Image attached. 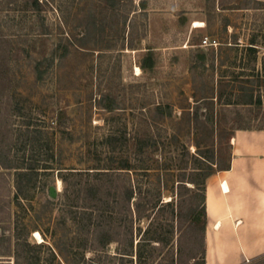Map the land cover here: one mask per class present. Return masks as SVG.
I'll list each match as a JSON object with an SVG mask.
<instances>
[{
  "label": "rangeland",
  "instance_id": "obj_1",
  "mask_svg": "<svg viewBox=\"0 0 264 264\" xmlns=\"http://www.w3.org/2000/svg\"><path fill=\"white\" fill-rule=\"evenodd\" d=\"M252 86L264 92V0H0V261L203 264L186 222L200 197L180 184L230 165L224 108ZM126 159L133 232L93 251L79 195L96 172L116 184ZM140 197L160 200L140 217ZM223 234L215 264H254Z\"/></svg>",
  "mask_w": 264,
  "mask_h": 264
},
{
  "label": "trees",
  "instance_id": "obj_2",
  "mask_svg": "<svg viewBox=\"0 0 264 264\" xmlns=\"http://www.w3.org/2000/svg\"><path fill=\"white\" fill-rule=\"evenodd\" d=\"M255 45V44H252ZM255 51L257 46L253 47ZM147 63H143L141 67L146 69L151 66V58L147 57ZM149 61V62H148ZM243 97H248L247 100H241ZM112 109V108H111ZM158 111L162 115H170L171 110L170 107H162L159 106ZM224 109L232 110L234 113L235 123L237 126L234 127V130H264V92L260 88H256L254 86L241 91L240 94L237 95L236 102H229L226 104ZM237 121V122H236ZM258 122L254 125L255 122ZM121 174H118V182L116 184L113 183L112 180L107 179L103 180L101 177L103 176V172H96L95 181L87 184L84 189L85 194L82 193L81 189L78 191L79 198L83 200L84 203V221H85V229L88 232V239L86 240L88 249L93 251L102 250L106 248L112 242H119L125 237H129L132 234V226L128 217L132 214V200L134 199V191L132 188H129L124 180L122 173H128L133 169L132 164H130L129 160H123L120 168ZM198 169V170H197ZM230 169V165L221 170ZM196 171H200V168H195L194 173H198ZM73 173V172H72ZM88 173V172H82ZM91 173V172H89ZM215 174L214 170H210V172L205 176V180H199L198 178H191L189 180H182L181 187V195H184L182 189H186L189 191H194L195 198L200 197V202H191V206H189L190 211L187 216V224L190 227L198 228L200 232H202L203 237L202 241L204 243V253H205V237L204 234L206 232V227L208 224V213H207V189H206V179ZM198 175V174H193ZM66 179V178H63ZM67 181V180H66ZM91 182V181H90ZM184 183H191L197 186L196 188H188ZM203 186L202 189L198 187ZM20 188V187H19ZM17 189V195L20 193V189ZM198 188V190H196ZM192 191V192H193ZM199 193H202L199 195ZM115 196L114 200H117L118 203L116 205L119 206L116 209L117 211H110L109 208L113 207L111 205V197ZM156 200H148L147 197H140L136 202V211L137 214L141 217L142 214L146 211H154L157 207V204H153L152 202L159 201ZM144 202L146 203L144 206ZM171 204V202H169ZM117 213V216H116ZM119 216V217H118ZM197 229V228H195ZM90 232V233H89ZM157 240L159 244L163 243L161 238L157 236L154 238ZM153 240V239H152ZM133 242V240H132ZM134 243V242H133ZM155 247H157L155 245ZM203 255V264H206V256ZM199 253L191 252L190 260L197 259ZM122 258H125L122 256ZM254 264H264V255L258 256L254 258ZM0 264H10L3 263L0 261Z\"/></svg>",
  "mask_w": 264,
  "mask_h": 264
},
{
  "label": "crops",
  "instance_id": "obj_3",
  "mask_svg": "<svg viewBox=\"0 0 264 264\" xmlns=\"http://www.w3.org/2000/svg\"><path fill=\"white\" fill-rule=\"evenodd\" d=\"M206 187L208 264H215L217 252L226 250L225 227L236 234L238 253L247 259L263 255L264 130L237 131L233 136L230 169L210 176ZM218 222L220 227L215 230Z\"/></svg>",
  "mask_w": 264,
  "mask_h": 264
},
{
  "label": "water",
  "instance_id": "obj_4",
  "mask_svg": "<svg viewBox=\"0 0 264 264\" xmlns=\"http://www.w3.org/2000/svg\"><path fill=\"white\" fill-rule=\"evenodd\" d=\"M57 193H58L57 187L51 186L50 187V195L55 198L57 196Z\"/></svg>",
  "mask_w": 264,
  "mask_h": 264
},
{
  "label": "bare ground",
  "instance_id": "obj_5",
  "mask_svg": "<svg viewBox=\"0 0 264 264\" xmlns=\"http://www.w3.org/2000/svg\"><path fill=\"white\" fill-rule=\"evenodd\" d=\"M137 71H140V68H137ZM220 227V223H216V225L214 226V229L217 230ZM212 249V248H211Z\"/></svg>",
  "mask_w": 264,
  "mask_h": 264
},
{
  "label": "built area",
  "instance_id": "obj_6",
  "mask_svg": "<svg viewBox=\"0 0 264 264\" xmlns=\"http://www.w3.org/2000/svg\"><path fill=\"white\" fill-rule=\"evenodd\" d=\"M204 43H205V44H208V39H205V40H204Z\"/></svg>",
  "mask_w": 264,
  "mask_h": 264
}]
</instances>
